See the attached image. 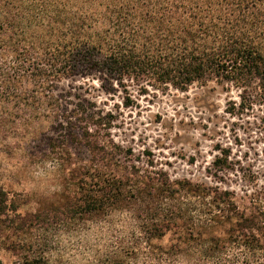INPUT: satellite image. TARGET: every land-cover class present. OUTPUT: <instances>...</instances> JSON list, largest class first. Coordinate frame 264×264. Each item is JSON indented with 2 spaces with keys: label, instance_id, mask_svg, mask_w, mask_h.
<instances>
[{
  "label": "trees",
  "instance_id": "16d2710c",
  "mask_svg": "<svg viewBox=\"0 0 264 264\" xmlns=\"http://www.w3.org/2000/svg\"><path fill=\"white\" fill-rule=\"evenodd\" d=\"M78 77L126 108L210 81L237 90L227 112L252 108L264 103V0H0V154L20 170L53 164L60 190L22 212L0 182V250L13 264H53L45 233L117 211L133 219L134 245L94 264L139 253L148 264H264V188L243 198L139 166L112 137V109L61 87Z\"/></svg>",
  "mask_w": 264,
  "mask_h": 264
},
{
  "label": "rangeland",
  "instance_id": "374dc122",
  "mask_svg": "<svg viewBox=\"0 0 264 264\" xmlns=\"http://www.w3.org/2000/svg\"><path fill=\"white\" fill-rule=\"evenodd\" d=\"M89 82L97 86L96 81L78 77L64 80L61 87H72L88 98L93 95L104 111L112 109L116 117L112 137L132 149L139 166L151 163L171 179L219 185L243 198L264 188V103L231 114L226 108L230 101H239L237 90L210 81L183 92L172 88L156 91L126 108L121 93L105 97L91 88L84 92ZM216 157L226 159L219 170L213 163ZM18 164L17 157L0 154V182L14 187L12 196L22 203L20 211L31 212L39 200L60 191L53 179L58 172L53 164L21 170ZM134 229L131 216L117 211L106 219L52 229L45 233L41 247L47 249L53 264H94L107 251L133 246ZM168 238L166 235L161 241L167 243ZM147 259L139 253L133 264H148ZM14 260L11 252L0 250V264H13Z\"/></svg>",
  "mask_w": 264,
  "mask_h": 264
}]
</instances>
